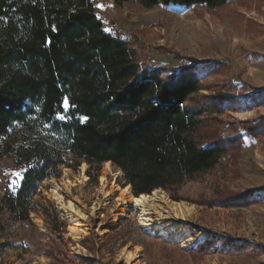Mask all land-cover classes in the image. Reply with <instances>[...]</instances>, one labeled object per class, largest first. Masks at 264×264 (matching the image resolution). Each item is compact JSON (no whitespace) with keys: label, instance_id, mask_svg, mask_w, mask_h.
Wrapping results in <instances>:
<instances>
[{"label":"trees","instance_id":"obj_1","mask_svg":"<svg viewBox=\"0 0 264 264\" xmlns=\"http://www.w3.org/2000/svg\"><path fill=\"white\" fill-rule=\"evenodd\" d=\"M122 1L146 9L203 7L209 12L243 2ZM135 45L130 37L105 31L91 0H0V158L12 157L23 169L18 190L2 200L0 232L13 222H30L41 184L58 178L61 166L110 162L123 172L135 196L163 189L175 201L186 183L215 170L225 178H240L243 135L262 140L264 116L240 122L223 119L227 112L250 110L233 84H208L197 74L201 62L168 49L160 52L184 64L151 70ZM225 68L220 65L213 74ZM57 113L67 119H57ZM225 128L232 137L225 135ZM258 191H225L201 205L245 208L256 203ZM45 215L56 226L48 210ZM121 237L111 233L106 245ZM210 245L207 241L190 255L201 260ZM145 248L151 256V247ZM50 253L54 264H62L53 250Z\"/></svg>","mask_w":264,"mask_h":264},{"label":"rangeland","instance_id":"obj_2","mask_svg":"<svg viewBox=\"0 0 264 264\" xmlns=\"http://www.w3.org/2000/svg\"><path fill=\"white\" fill-rule=\"evenodd\" d=\"M91 1L104 28L111 30L106 32H119L136 42L138 53L142 52L144 62L151 70L175 69L184 64L173 55L160 52V49H168L184 58L201 62L197 74L208 84H233L244 108L250 110L227 112L223 119L240 122L264 116V104L258 103L264 102V98H258L259 92L264 93V0L234 1L217 12H209L203 7L157 6L146 9L134 1ZM97 4L104 7L98 8ZM220 65L225 66V70L213 74ZM201 94L209 95L210 92L202 91ZM239 113L248 115L241 118L237 115ZM224 132L226 136H233L227 128ZM243 136L244 146L238 161L240 178H225L222 171L215 170L197 181L186 183L178 192L181 198L178 201L195 205L198 209V233L206 236L200 245L207 241L211 244L201 260H195L190 255L200 245L197 249H188L150 238L139 229L133 214L120 218L117 223L111 222L110 212L114 202L103 213L101 229L105 236L101 238L95 233L90 234L80 241L86 253L74 254L71 247L75 244L67 236V222L50 192L52 180L60 182L63 169L78 176L82 165L86 164L88 182L84 188L85 204L90 206L100 186L99 177L104 164L91 167L83 162L74 169L61 166L58 178L41 184L34 198L36 212L29 213L30 222H13L10 228L0 232V264H54L55 256L51 255V250L62 264H80L83 260H94V264H124L118 262V255L125 247H140L144 264H264V138L254 140ZM22 176L23 169L16 167L12 157L0 158V208L6 193L18 190ZM117 183L124 186V175ZM250 190L260 191L255 195L256 203L249 207L201 205L203 200L225 191L242 193ZM71 194L77 196V188ZM47 210L57 220L56 226L46 221ZM32 215L41 217L45 227L39 228ZM6 216L10 217V214L6 213ZM97 221L99 218L96 216L92 223L96 225ZM113 232L121 233L123 237L116 244L107 246L106 239ZM163 245L169 246V249ZM145 246L151 247V256ZM65 256L75 262L70 263Z\"/></svg>","mask_w":264,"mask_h":264},{"label":"bare ground","instance_id":"obj_3","mask_svg":"<svg viewBox=\"0 0 264 264\" xmlns=\"http://www.w3.org/2000/svg\"><path fill=\"white\" fill-rule=\"evenodd\" d=\"M245 118L247 114H237ZM87 165L81 167L80 174L74 176L70 170L63 169V176L60 182L52 180L50 196L55 200L60 212L67 222V236L74 242L71 250L76 255L86 253L80 246L92 233L103 238L102 231L104 224L103 213L114 202L110 212L111 222L117 223L120 218L133 214L137 225L145 234L159 239L163 242L181 245L183 248L197 249L204 242L205 234L198 233L200 229L198 221V209L195 205L173 201L167 192L156 189L151 194L135 196L130 185L121 187L117 180L123 173L120 169H114L110 162L104 164L99 181L100 186L93 195L91 205L85 204L84 188L88 182L86 176ZM111 177L108 179V177ZM77 188V196L71 194ZM63 212H62V211ZM99 218L94 225L92 220ZM34 223L39 228L45 227L41 217L32 215ZM142 249L140 247L123 248L118 255V262L124 264H144L141 261Z\"/></svg>","mask_w":264,"mask_h":264},{"label":"snow or ice","instance_id":"obj_4","mask_svg":"<svg viewBox=\"0 0 264 264\" xmlns=\"http://www.w3.org/2000/svg\"><path fill=\"white\" fill-rule=\"evenodd\" d=\"M96 7H98V8H103L104 5H103V4H97ZM105 31H109V32H110L111 30H110V29H105ZM49 42H50V41H49ZM68 107H69V104H68L67 98H65V99H64V103H63V108H64L65 111H67ZM56 118L59 119V120H66V119H67L65 116H63V115L60 114V113H57ZM86 120H87V117H84V118H83V121H86ZM83 121H82V122H83Z\"/></svg>","mask_w":264,"mask_h":264},{"label":"built area","instance_id":"obj_5","mask_svg":"<svg viewBox=\"0 0 264 264\" xmlns=\"http://www.w3.org/2000/svg\"><path fill=\"white\" fill-rule=\"evenodd\" d=\"M90 166H91V165H90ZM91 167H93V166H91ZM80 170H81V169H80ZM108 178H110V176H109ZM118 180H119V178H118ZM118 180H117V181H118ZM122 187H126L125 184H124V186H122ZM54 203H55L56 207L58 208V205L56 204L55 201H54ZM58 210H59V208H58ZM59 211H60V210H59ZM128 216H133V215H132V213H131V214H129ZM139 229H140V228H139ZM140 230L144 233V231H143L142 229H140ZM144 234H145V233H144ZM145 235H146V236H149V235H147V234H145ZM149 237L152 238L151 236H149ZM153 239H154V238H153Z\"/></svg>","mask_w":264,"mask_h":264},{"label":"water","instance_id":"obj_6","mask_svg":"<svg viewBox=\"0 0 264 264\" xmlns=\"http://www.w3.org/2000/svg\"><path fill=\"white\" fill-rule=\"evenodd\" d=\"M117 169H119V168H117ZM123 173V172H122ZM124 175V174H123ZM160 190H163V189H160Z\"/></svg>","mask_w":264,"mask_h":264}]
</instances>
